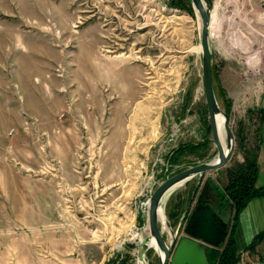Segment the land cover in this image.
<instances>
[{
  "label": "rangeland",
  "instance_id": "1",
  "mask_svg": "<svg viewBox=\"0 0 264 264\" xmlns=\"http://www.w3.org/2000/svg\"><path fill=\"white\" fill-rule=\"evenodd\" d=\"M231 1L233 21L210 34L233 137L225 165L264 139V13ZM167 2L0 0V264H107L132 239L143 185L214 156L196 20ZM225 165L171 193L172 228L196 184L210 179L218 198Z\"/></svg>",
  "mask_w": 264,
  "mask_h": 264
},
{
  "label": "water",
  "instance_id": "2",
  "mask_svg": "<svg viewBox=\"0 0 264 264\" xmlns=\"http://www.w3.org/2000/svg\"><path fill=\"white\" fill-rule=\"evenodd\" d=\"M188 2L198 29L200 79L210 140L215 154L210 160L186 166L167 175L157 183L147 197L137 203L135 208L137 234L128 240V243L134 245L130 251V254L134 255L133 264H149L146 256L149 249L156 258V264H209L205 248L221 245L227 233V223L217 213L218 207L213 194V198L209 199L203 196L202 192L193 190L174 228L164 213L165 203L176 188L193 177H200L205 172L225 165L233 149L228 115L219 107L211 78L209 0ZM165 230L167 237L162 235Z\"/></svg>",
  "mask_w": 264,
  "mask_h": 264
},
{
  "label": "trees",
  "instance_id": "3",
  "mask_svg": "<svg viewBox=\"0 0 264 264\" xmlns=\"http://www.w3.org/2000/svg\"><path fill=\"white\" fill-rule=\"evenodd\" d=\"M167 7L176 8L185 11L189 15H193L188 0H169L166 3ZM211 78L213 83V89L216 98L219 97L218 92L214 86V65L211 63L210 66ZM225 102L226 113L229 112V104ZM205 109V107H204ZM263 111V112H262ZM261 115L264 116V110H262ZM206 130L209 132L208 124L206 123ZM239 143L242 139H238ZM209 141L208 138L202 139L200 142L189 143L188 145L180 146L185 147L187 151H198L200 149L206 148V144ZM258 142V141H257ZM257 149L253 146L251 149H243L242 157L240 160H234L229 163V165L224 166L225 183L220 187L221 191L218 195L217 206L219 209V215L224 214V221L227 223V233L224 242L219 246H207L205 248L206 258L209 264H237L238 253L233 241V232L236 226L237 216L239 211L244 207L246 202L255 196H262L264 198V185L256 186L255 180L257 176ZM185 151V149L183 150ZM182 151V152H183ZM176 158V157H175ZM174 158V159H175ZM173 161H176L174 160ZM172 159H170L171 162ZM172 163V162H171ZM180 170V169H178ZM177 170V171H178ZM176 172V171H175ZM168 175V174H166ZM206 183H209L213 189H217V186L213 185L210 179H205ZM179 202L174 201L172 197H169L165 203L164 211L170 222L175 217L176 213L179 211ZM225 212V213H223ZM172 224V223H171ZM264 234V232L259 233ZM126 251L122 253L114 254L107 260V264H131V255L129 251L134 247L132 243L126 244ZM146 255L151 257L154 256L152 250L146 251ZM150 264V261H149Z\"/></svg>",
  "mask_w": 264,
  "mask_h": 264
},
{
  "label": "crops",
  "instance_id": "4",
  "mask_svg": "<svg viewBox=\"0 0 264 264\" xmlns=\"http://www.w3.org/2000/svg\"><path fill=\"white\" fill-rule=\"evenodd\" d=\"M256 162H257V176L255 180V185L263 186L264 185V139H258ZM217 170H219V168L216 169V171L213 170L215 174H219L220 171ZM213 181H216V176L215 179H213ZM193 190H195L196 192H202L203 196H207L209 199L213 198L212 197L213 192H211L209 185L196 184ZM135 208H134V216H135ZM217 213L219 214V209L217 210ZM223 215L224 214L220 213L219 216L223 220H225L223 218ZM132 227L133 226L131 225L127 227V229L125 230L126 236L129 235V233H131L130 230L132 229ZM134 230L135 229L132 230V234ZM261 232L262 233L264 232V198L262 196H255L250 198L246 202V204L239 211L237 216L236 226L233 232V241L238 253L237 264H264V234H259ZM124 251H126L125 248L123 249V252ZM131 256L132 257L130 262L131 264H133L135 262L134 255Z\"/></svg>",
  "mask_w": 264,
  "mask_h": 264
},
{
  "label": "bare ground",
  "instance_id": "5",
  "mask_svg": "<svg viewBox=\"0 0 264 264\" xmlns=\"http://www.w3.org/2000/svg\"><path fill=\"white\" fill-rule=\"evenodd\" d=\"M230 0H217V3H216V9H215V12L213 13V16L212 14L210 13L209 17H210V20H209V36L213 31H218L219 29H221V21H225L227 20L229 23H231L233 21V19L231 17H228L226 16V13H225V10H226V7L228 5ZM241 1V2H240ZM232 3L234 4H238L240 2V5L243 6H248L250 12H252L253 16L255 17V19H258L260 20V18L262 19V16H261V11L258 9V7L254 6L252 0H232L231 1ZM234 7V6H233ZM239 11V10H238ZM264 13V12H263ZM238 17V16H237ZM225 18V20H224ZM261 26L262 28L264 29V22L261 21ZM230 26V25H229ZM233 26V25H232ZM259 26V25H258ZM221 31V30H220ZM219 34V33H218ZM263 38V37H262ZM261 38V39H262ZM233 39V38H232ZM250 41L249 40H242V44H241V47L245 50H249L251 45L249 43ZM255 43V42H254ZM263 43V42H262ZM234 44V43H233ZM231 45V43H230ZM258 45V44H257ZM253 46L255 47V45L253 44ZM233 47V46H232ZM256 48V47H255ZM256 50V49H254ZM241 52V51H240ZM234 53V52H233ZM224 56H226L227 58L228 57H231V58H235L236 55L232 54V52H230L229 50H225L224 51ZM257 54V53H255ZM253 55V54H252ZM261 57H262V52L260 51L258 56H255V57H251V56H247L245 61H244V64L247 66V68H251V67H255L256 63H259L260 60H261ZM243 58V57H242ZM253 70V69H252ZM248 73V72H247ZM218 124L220 125V118H218ZM166 231V230H165ZM133 238L136 236V231L134 230L133 231ZM132 238V239H133Z\"/></svg>",
  "mask_w": 264,
  "mask_h": 264
},
{
  "label": "built area",
  "instance_id": "6",
  "mask_svg": "<svg viewBox=\"0 0 264 264\" xmlns=\"http://www.w3.org/2000/svg\"><path fill=\"white\" fill-rule=\"evenodd\" d=\"M255 4H256V6L262 11V12H264V0H252ZM165 170H166V166H165ZM157 185V184H156ZM144 187H142V190H141V192H142V196H144V197H147L150 193H151V191L153 190L152 189V181H150L149 183H145L144 185H143ZM182 212V211H181ZM181 214V213H180ZM179 218H180V216H179ZM178 218V219H179ZM179 221V220H178ZM177 221V222H178ZM183 223V221L181 222V224ZM134 229H135V231H136V234H137V230H136V228L135 227H133ZM131 253V252H130Z\"/></svg>",
  "mask_w": 264,
  "mask_h": 264
}]
</instances>
